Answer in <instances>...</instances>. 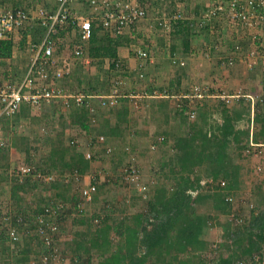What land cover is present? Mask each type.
Segmentation results:
<instances>
[{
	"label": "crops",
	"instance_id": "0c3cea01",
	"mask_svg": "<svg viewBox=\"0 0 264 264\" xmlns=\"http://www.w3.org/2000/svg\"><path fill=\"white\" fill-rule=\"evenodd\" d=\"M145 1L149 15L124 34L127 43L118 49L116 68L111 66L110 57H93L89 51L84 57L77 58L74 50L78 41L74 46H71V43L69 45L62 44L63 41L67 42L70 38L77 40L78 36L75 31L68 32L64 38L57 39L55 53L58 58V66L65 70L66 75L55 82L48 81L47 85L61 89L63 94L68 95L80 93V88H89L93 85L102 90H111L116 85L115 87H118L119 90L121 88L126 90L122 93L121 100L119 98V103L116 106H102L101 96L103 94H93L90 98L91 104L96 108V113L93 114L86 104L75 105L72 102L66 104L63 97H56L51 102H43L39 105L25 103L15 115L1 117L0 123L7 140V146L6 150L0 152V196L7 192L10 193L11 203L7 211L13 214L25 211L23 209L24 211L20 212L11 198L13 183L15 177L18 176L15 168L16 158L23 157L27 162H32L35 158L37 164L45 165L46 170L50 169L49 174L55 176L56 179L55 182L50 183L49 189L47 188L48 196L52 197L55 202H72L74 198L71 192L75 190L74 185L79 184L76 179L77 174L85 178L86 183L91 180L99 186L103 183V181H97L100 179L97 173L101 172L102 159L106 160V163L109 159V164L115 161L116 166L113 167H117L116 169L121 171L123 166L130 161V154L137 153L140 157L141 148L147 146L149 152H152L150 150L151 142H148L149 145H144L147 143L148 134H150L147 133L149 131L147 129L151 131L153 126L155 129L162 126L165 131H176L172 126L177 124L174 120L178 118L176 106L181 102L182 97L191 100V103L188 102L196 113L201 104H215L218 99H223V95L214 92L211 86L217 89L230 82L234 84L236 82L246 83L247 85L248 83L259 84L260 89L264 92V68L258 59L255 64H251L252 61L248 53V50L251 51L250 48H253L248 43L251 36L261 37L260 39L264 40L261 26L258 25L254 28H247L242 24L236 26L226 20L222 14L208 18L207 14L220 0ZM14 2V0L7 1L9 5ZM21 3L26 4L30 10L34 11H38L39 8L46 5L48 6L46 8L52 10L56 8L57 0H42V3L36 5L38 7L34 6L33 1V5H30V0H21ZM74 6L78 11H87L82 0H77ZM176 13L192 23L190 33L192 41L189 47L184 45L183 38L173 36L171 29L159 25V20L162 17L171 14L174 16ZM105 35L103 30L100 31V37ZM20 37L22 38L20 34L16 37L14 56L11 59L0 60V82L7 78L13 79L17 74V76H23L29 67L33 54L30 50L32 37L29 36L24 50L19 48ZM261 44L263 43L258 46ZM138 49L148 52V56L140 58ZM197 86L201 87L202 94L196 93ZM226 87L228 88V86ZM74 91L77 92L74 93ZM256 91L258 90L255 86L252 92H228L229 96H233L232 103L236 101L237 97L245 95L248 100L252 101L253 99L252 103L255 106L259 101L255 102L258 99L254 95ZM140 105L144 108L141 111L142 114L140 109H137L140 108ZM81 107L88 110V114L83 117L80 114L85 110L80 109ZM158 113L162 117L155 116ZM94 117L95 121H93ZM172 123L175 124L172 125ZM156 124H158L157 127ZM178 127L181 128L180 122ZM143 130L146 131V134H143ZM102 135L106 137V141L102 144L97 143L95 140ZM92 139L95 143L90 146L89 141ZM72 140H77L80 144H76L77 147L73 148ZM62 141H64V147H68L64 161L67 164L74 161L66 170H63L64 166H61L60 163L58 166H53L50 160L53 148H59ZM127 145L134 147L132 153L127 152ZM109 146L115 148V154L108 157L106 149ZM88 151H92L97 159L86 173H82L77 167V161L80 159V154L86 155ZM235 156V161L242 166L241 178H243V165L241 160H237V157L240 158V156L238 154ZM128 185L131 189H137L135 184ZM103 188L95 205L101 207L106 204L107 208L106 206L103 208L106 210L109 209L110 203L115 205L116 203L114 198L111 197L109 200L106 198L109 197L106 192L110 187L106 185ZM37 193L39 192L36 191L35 194ZM28 195L27 193L26 200L30 199ZM89 215L86 214L84 217H89ZM64 225L66 230L67 225ZM68 226H71L72 229L65 231L62 240L68 239L66 252H71L74 247H70L69 244L78 242L80 235L87 230V226L85 224L76 226L74 222H69ZM16 228L21 235L19 243L13 242L11 238L8 241H3L0 231V264H24L27 261L25 259H28L23 248L26 244L25 241L33 245L34 252L29 256L30 264L42 263L39 242L34 239L35 236L33 238L31 235H26L28 232L25 227L16 226ZM209 228V225L205 227V236L208 240H210L209 231L211 229ZM3 229H6L4 225L0 227V230ZM71 230L75 232L70 235ZM6 233H8L7 230ZM31 234L34 235V232ZM74 255L70 260L72 258L76 260L79 252ZM224 255L226 256V253ZM38 257H41L40 260Z\"/></svg>",
	"mask_w": 264,
	"mask_h": 264
},
{
	"label": "trees",
	"instance_id": "16d2710c",
	"mask_svg": "<svg viewBox=\"0 0 264 264\" xmlns=\"http://www.w3.org/2000/svg\"><path fill=\"white\" fill-rule=\"evenodd\" d=\"M7 1L0 0V7L8 6L13 9L26 8L30 10V7L28 8L26 4L23 5L21 0H14V4L10 5ZM30 1L29 4L33 5L34 3V6L42 3V0ZM140 1L146 7V1ZM76 2L77 0L69 2L65 4V7L68 6L69 11L81 17H90V1L82 0L87 11H78L74 6ZM60 5L61 1L57 0L56 8L52 11H56ZM176 15L172 16L171 14L166 17L169 20L168 28L172 30L173 36L183 38L184 45L189 47L192 41L190 38L192 23L184 18H178ZM223 15L226 20H229L227 14ZM92 20L93 31L89 44L92 47L84 43L80 27L72 21H69L64 27L58 26V33L53 38L57 42L59 37L64 38L66 33L75 31L78 39L73 42L78 41L77 44L83 45L85 51L83 57L87 51L93 57H110L111 66L116 68L118 49L127 43V39L124 35L111 37L106 34L105 38L100 37L99 33L103 27L98 25L99 19L93 18ZM260 26L264 28L262 25ZM46 30V26L32 18L28 25L19 32L22 36L19 48L22 50L26 48L29 36L32 37L33 43H39L45 36ZM251 37L248 43L253 48L250 50L258 49V44L262 41L261 37ZM16 44L13 38L0 40V60L11 59L15 54ZM17 75L14 79L20 77ZM7 80L10 78L1 81L0 85ZM113 88L102 90L93 85L89 88H80L79 91L85 96L92 97L91 95L98 93L111 94L114 91ZM180 101L176 106V114L181 128L164 133V141H159V138H156V141L152 142L157 145L154 151H160L158 163L161 175H158L159 184L154 193L146 199L145 209L130 217H124L120 221L113 220L110 215L104 221L100 216L84 217L86 211L84 214H78L76 211L80 218L74 219V225L85 224L87 230L80 235L78 242L69 244L70 247H74V253L79 252L76 262L73 261L75 264H94V251H99L98 264H239L241 261L246 264H263V259L260 263L253 259L263 248L264 209L257 211V208L253 206L249 223L242 229L241 223L236 221L238 214L234 209V203L242 186V166L235 161V154H238L240 159L248 158L246 150L252 137L255 142L264 145V98L263 101L259 100L255 106L245 95L237 97L234 103L229 99H218L215 104H201L196 113L191 108L192 105L189 104L191 101L189 98L182 97ZM72 103L78 105L75 102ZM193 105L195 107V101ZM80 109L86 111L83 107ZM85 111L81 112V117L88 114V110ZM127 146L132 147V152L134 151L132 145ZM151 146L150 149L153 150ZM72 147L76 148L77 146L72 145ZM4 150H6V146L0 147V152ZM67 151L68 147H64V141H62L59 148H53L51 164L58 166L60 163L61 166H64L63 170L68 169L74 161L72 160L68 164L64 161ZM79 158L77 167L82 173H86L97 159L94 155L92 158H87L86 155L81 154ZM130 161L133 160L130 159ZM42 166L38 164V170L50 172V169L44 170ZM222 181L226 182V186L218 184ZM46 183L50 186V183ZM36 185L37 182H34L31 177L26 176L23 180L20 176L15 177L11 198L20 212L24 209L26 214L18 213L22 217V221H19V216H13L12 225L19 228L25 227L28 232L26 235H31L33 238L35 236L34 239H37L38 245L41 247L39 253L43 256L46 251L43 242L40 241L36 233L37 222L42 215H46L47 220L53 218L47 214L46 207L55 201L48 194L46 196L44 192L35 194ZM106 185H108L107 182L99 184L98 195H95L94 202ZM263 186L264 183L258 186L260 196H264ZM52 187L54 188V185ZM27 193L30 195L29 200H26ZM228 197H232L233 200L229 201ZM208 203L217 213L228 216L225 222H218L223 232L221 239L215 242L206 238L205 227L209 223H213L210 219L215 221L219 216H207L198 210L200 205ZM1 212L0 210V227L3 225L2 219L13 214L10 211L5 214ZM71 212L72 210L68 206L63 215L59 217L60 220L64 221ZM96 220L99 222L96 223ZM0 231L3 241H8L10 236L6 233V229ZM31 232H34V235ZM18 233L20 235L19 230ZM113 236L119 239L116 244ZM20 239L21 235L15 242L19 243ZM25 243L23 248L28 259H25L27 261L24 264H30L29 256L34 252L33 245L26 241ZM214 246L218 250L217 253H213ZM84 255L87 257L82 260ZM41 259V264H48L43 261V257Z\"/></svg>",
	"mask_w": 264,
	"mask_h": 264
},
{
	"label": "built area",
	"instance_id": "2783aa9c",
	"mask_svg": "<svg viewBox=\"0 0 264 264\" xmlns=\"http://www.w3.org/2000/svg\"><path fill=\"white\" fill-rule=\"evenodd\" d=\"M61 5L52 11L46 7L39 8L38 11L29 10L26 8L13 9L8 6L0 7V40H6L13 38L17 41V35L21 29L28 25V22L33 18L37 19L40 24L46 26V34L39 43H30V50L33 52L31 62L27 71L23 76L17 79H10L0 85V119L3 115H15L19 112L25 103H31L39 105L43 102H51L56 97H63L66 104L75 102L78 105L86 104L90 111L95 114L96 108L91 104L90 96H85L82 93L76 95L63 94L61 89H55L48 84V81H56L57 79L64 78L66 72L63 68L58 66V58L56 56V40L53 36L58 33V26L64 27L69 21L76 23L80 27L82 38L84 43L88 46L92 37L93 23L92 19H99L98 25L103 27L105 34H109L111 37H119L126 34L127 30L131 29L133 25L137 24L143 19L148 17L147 8L141 4L140 0H89L91 3L89 17H81L71 11L65 4L74 0H60ZM219 14H227L230 23L243 24L247 28H254L255 26L262 25L264 27V0H220L214 4L211 11L207 14V17L217 16ZM176 17H180L176 15ZM159 25L164 28L169 27V20L164 16L159 20ZM264 33V28H261ZM257 37V36H254ZM261 46L258 48L264 49V40L261 41ZM260 45V44H259ZM259 49H252L249 53V58L253 63L257 60V57H263ZM85 53L84 47L81 44L75 46L74 54L77 58H82ZM138 56L140 58H146L148 52L138 49ZM254 58V59H252ZM264 63V62H263ZM253 66V65H252ZM197 94H202L201 87L197 86L195 89ZM156 93V92H155ZM205 93V92H204ZM118 87L114 88L113 93L101 96V105L104 107L116 106L119 103ZM223 99L231 96H222ZM253 101V99H252ZM263 101V98L261 99ZM194 116V115H193ZM95 121V117L93 118ZM165 137L159 138V141H164ZM97 143H104L106 141L105 136H99L95 140ZM95 141L92 139L89 141V145H94ZM80 144L77 140H72L71 145ZM7 146V140L4 137V131L0 123V147ZM152 149L155 150L157 145L152 144ZM264 145L259 144L253 140H250V145L247 148L249 156H260L264 153ZM115 148L109 146L106 149V153L111 155L114 153ZM127 152L132 153L130 146L126 147ZM87 158L93 157V152L88 151L86 153ZM130 158L133 161L128 162L120 173V178L124 184H135L141 186V172L139 166L136 164V156L130 154ZM133 162V163H132ZM258 171H262V166H257ZM18 176L21 180L28 176L36 180H42L48 183L55 182V176H52L48 172L38 170L34 163L23 165L18 170ZM79 186V197L75 204V210L78 214H84L88 204L93 202L95 195L97 194L98 185L91 180L85 185L82 182L85 178L80 175H76ZM80 181V182H79ZM221 186H226V182H218ZM142 190V189H141ZM148 193L142 194L143 199H148ZM232 201V197L227 198ZM68 205L63 202H54L52 205L46 207V212L53 218L47 220L46 215H42L38 218L37 222V234L40 241L43 242L46 253L42 256L45 263H57L64 259L65 248L59 245L62 241V227L64 221L59 217L67 210ZM19 216V221H22V217L18 214H11L5 216L2 219L8 235L13 242L18 241L20 235L15 226L12 225V217ZM237 222L240 219L236 218ZM99 220H96L98 223ZM216 246V245H215ZM214 246L213 252L217 253V248ZM211 256V255H210ZM264 263V240L262 251L255 255L253 261ZM239 264H246L243 261Z\"/></svg>",
	"mask_w": 264,
	"mask_h": 264
},
{
	"label": "rangeland",
	"instance_id": "374dc122",
	"mask_svg": "<svg viewBox=\"0 0 264 264\" xmlns=\"http://www.w3.org/2000/svg\"><path fill=\"white\" fill-rule=\"evenodd\" d=\"M38 7V6H36ZM151 15V14H150ZM236 26H239L238 24H236ZM242 26H244L242 24ZM61 44V42H59ZM64 43V45L67 43L68 45L71 43V46H74V42L73 40L70 38L69 40L63 41L62 44ZM72 48V47H70ZM259 49V48H258ZM71 50V49H70ZM262 55L264 54V49L260 48L259 49ZM250 52V51H248ZM254 59V58H252ZM258 60H260L263 68H264V61L263 57H257ZM255 60V59H254ZM207 63L208 60L206 59ZM251 64H255L252 62H250ZM254 66V65H253ZM209 67V66H208ZM117 80V79H116ZM228 86V88L226 87ZM256 86V89L258 91H256L254 93V95L257 96L258 99L255 100V102H257V100H261L262 98H264V92H262V90L260 89L261 86L259 84H249L248 85L246 83H239L236 82L234 83H226L222 86H219L217 89L214 86H211V88L213 89L214 92H217L218 94H222V95H230L229 92L231 93H235V92H252V89H254V87ZM116 88V87H114ZM143 90V89H142ZM226 90V91H225ZM229 91V92H228ZM126 92V90H123V88H121V90H119V93L122 95V93ZM237 92V93H238ZM233 97V96H232ZM232 97H227L226 99H230L232 100ZM211 100V98H209ZM217 102V101H216ZM140 113L142 114V110L144 109L141 105L140 108ZM155 116L157 117H162V115L160 113L156 114ZM143 117V115H142ZM177 124L172 123V127L175 128V130L179 129V121L177 119H174ZM158 123L162 122V121H156ZM174 122V121H173ZM149 123V122H147ZM153 124V123H151ZM154 125V124H153ZM158 126V124H156V127ZM155 126L152 127V130L150 131V129L147 133L148 134V138H147V143H145L144 145H149L148 142H155L156 138H160L162 136L165 137L164 133H167L165 128H163L162 126H159L157 129L154 128ZM154 129V130H153ZM144 131V130H143ZM143 134H146V131L143 132ZM145 148V149H144ZM151 150V149H150ZM264 150V148H263ZM115 154V150L114 153ZM113 154H111L110 156H112ZM136 156V164L139 166V168H141V174H142V179H141V186H137V189H131L129 188L128 184L123 185L124 183L120 178V173L121 171H118V169H116L117 167H113L116 166L114 161L109 164V159L106 163V160L102 159V164L101 166V172L97 173V176L100 178L99 180H97L98 182H107L108 186L110 187L107 192L106 195H108L109 197L108 200L112 197L114 198V202L115 204H111L108 207L109 209H103L106 204H103L101 207L100 205H95V202L93 201L92 203L88 204L86 207V214H90L89 216H100L102 219V221L105 220V218L110 215L113 220L116 221H120L122 218L124 217H130L135 213H138L140 211H143V209H145V205H146V199H143L142 194H144L145 192L148 193V197H150L154 191L155 188L157 187L158 183V175L160 174V167H159V163H157L158 158L160 156L159 150L154 151L152 150V152H149L148 146L147 147H143L141 148V153H140V157H138L137 153L134 154ZM109 157V154H108ZM241 160V163L243 165V178H241L242 181V186L241 189L239 190L237 196H236V202L234 203V209L236 210L237 214V218L240 219L241 223V227L242 229L245 228V226L249 223V219H250V214L253 211V206H255V208H257V211H259L260 209L264 208V196H260L259 195V188L258 186H260L261 183H264V153L260 156H249L248 158L245 159H240L237 157V160ZM139 162V163H138ZM16 172L18 175V170L21 166L23 165H28L31 163H34L37 167V161L34 160L32 162H27L25 160V158L23 157H19L16 158ZM109 165V166H108ZM262 166V171H258L257 166ZM44 168V170L46 169V166L43 165L42 166ZM41 167V168H42ZM111 167V168H110ZM42 170V169H41ZM43 171V170H42ZM37 181V187L36 190L37 192H44L46 195L48 194V190L46 189L49 184H47L45 181H40V180H36ZM85 181L82 182V185H85ZM257 183V185H255ZM79 186L80 184H78L77 186L74 185L75 190H72V196H73V201L72 202H65L72 210V212L70 213V215H68V217L66 219H64V223L67 225L66 230L64 229V226L62 227V236L65 235V231L72 229L71 226L69 225V222L72 223L74 222V219L78 218L79 219V215L76 214V208H75V204L77 202V199L79 197ZM142 189V190H141ZM4 193V191H2ZM132 194V195H131ZM30 196V195H28ZM131 197V200H130ZM129 199V200H128ZM128 200V201H127ZM60 202V201H58ZM11 203V199H10V193L7 192V194H3L0 196V210L2 211L1 213L5 214L8 209L9 204ZM109 203V202H106ZM107 208V206H106ZM105 210V211H104ZM198 210L202 213L205 214L207 216H219L218 220L215 219H210L213 223L212 224H208L210 226V241L215 242L221 239V235H222V227L220 226V224H218V222H225L228 219L227 215L224 214H219L216 211L213 210L212 206L210 203L208 204H202L199 206ZM26 211H24L23 213H25ZM26 214V213H25ZM103 224V222H102ZM3 226V225H2ZM78 226V225H76ZM96 227V226H95ZM94 227V229H95ZM4 228V227H3ZM75 229V228H74ZM72 232L71 234H74V230H71ZM115 238V244L118 242L119 239H117V237H112ZM67 240L68 239H63L62 241H60L59 245L61 247L65 248V254H64V259L57 262V263H53L52 264H75L76 260L74 258H72L70 260V258L72 257V255H74L75 253L71 250V252H66L67 250ZM40 251H41V247H40ZM44 251V250H43ZM74 254H73V253ZM99 252V251H98ZM98 252L94 251V264H98ZM214 253V252H213ZM75 256V255H74ZM42 257V256H41ZM77 257V256H76ZM87 256H82V260L85 259ZM216 258L218 257L217 255L215 256ZM38 260H40V258L38 257ZM75 261V262H73ZM78 262V261H77ZM41 264V263H38ZM159 264V263H158ZM250 264V263H247ZM264 264V263H263Z\"/></svg>",
	"mask_w": 264,
	"mask_h": 264
}]
</instances>
